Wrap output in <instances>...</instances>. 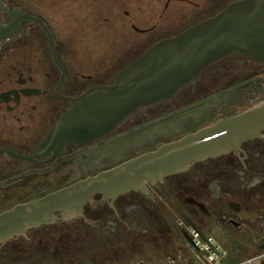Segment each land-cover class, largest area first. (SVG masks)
I'll return each instance as SVG.
<instances>
[{
  "label": "flooded vegetation",
  "instance_id": "obj_1",
  "mask_svg": "<svg viewBox=\"0 0 264 264\" xmlns=\"http://www.w3.org/2000/svg\"><path fill=\"white\" fill-rule=\"evenodd\" d=\"M2 1L44 27L26 20L18 36L0 44V150H5L0 156V213L211 124L185 130L174 139H160L162 124L179 126L200 114V100L209 94L214 97L211 90L224 74L245 67L262 70L238 80L231 92L224 90L229 95L248 83L258 91L264 81L263 63L232 52L209 64L196 81L171 98L125 117L110 133L89 142L66 140L55 133V126L81 94L105 85L155 42L238 0H79L78 10L66 12L67 21L51 16L53 6L39 0ZM70 3L76 5L74 0ZM110 15L119 22L115 28L120 36L115 48L119 69L102 79V58L91 73L90 59L77 52L91 45L90 34L102 41L106 29L102 24ZM155 18L168 25H156ZM0 21L5 23L1 14ZM45 30L58 64L51 57ZM122 141L126 145L115 148ZM125 150L123 159H112ZM229 227L240 229L238 236ZM207 228L231 243L251 244L256 255L264 251L259 248L264 243V130L262 137L244 142L236 152L196 163L144 191H130L112 201L95 194L76 216L57 215L54 223L0 244V264H122L146 244H154L152 252L161 259L185 249L191 255L195 248L187 237L194 241L197 230L203 233Z\"/></svg>",
  "mask_w": 264,
  "mask_h": 264
},
{
  "label": "water",
  "instance_id": "obj_2",
  "mask_svg": "<svg viewBox=\"0 0 264 264\" xmlns=\"http://www.w3.org/2000/svg\"><path fill=\"white\" fill-rule=\"evenodd\" d=\"M0 14L5 21H0V44L18 36L26 20L44 27L18 9L6 7L2 0ZM46 35L51 57L58 64L52 38L47 31ZM232 52L264 64V0L232 2L215 15L155 42L139 58L120 68L105 85L81 94L59 119L55 133L81 143L104 136L138 109L171 98L196 81L209 64ZM238 112L96 176L2 211L0 244L24 236L28 229L54 223L57 215L63 219L76 216L95 194L112 201L130 191H144L147 185L186 171L196 163L236 152L244 142L262 137L264 100ZM197 233L214 249L203 233ZM187 240L200 251L191 238ZM259 248L264 249V243Z\"/></svg>",
  "mask_w": 264,
  "mask_h": 264
},
{
  "label": "rangeland",
  "instance_id": "obj_3",
  "mask_svg": "<svg viewBox=\"0 0 264 264\" xmlns=\"http://www.w3.org/2000/svg\"><path fill=\"white\" fill-rule=\"evenodd\" d=\"M70 1L72 0H39V2H41L42 5H45V4L52 5L53 8L49 9L50 15L63 19V21H67V18H66L67 11L72 10L74 8L78 10L77 4L79 0H74L76 5L74 4L71 5ZM88 1H91V0H87V2ZM87 2L86 4H89ZM61 12H64V13H61ZM154 20H155L156 25H159V26L160 25L162 26L163 24L165 26L166 24L168 25L167 21L166 22H163L161 20L157 21V18H155ZM102 21H103V17H102ZM102 26H106L105 32L102 33V41L100 40V36H94V35L92 36L90 34L91 45L90 46L88 45V48H86L85 50L78 51L77 54L82 59L84 57L90 59L91 73L94 71V69H96L97 67L96 65H98L99 59L102 58V79H104V78L109 77L110 75L113 74V72L119 69V66H117L119 63L117 61L118 51L115 48L119 42L120 36H118L116 32L119 27V22L118 20H116V18H114L113 15H110L108 23L106 24L103 23ZM172 26L173 25H171V27ZM115 28L117 30H115ZM261 72H262L261 68H254L252 71L251 69L245 67V68L235 69V71L230 72V73L228 72V76L224 74L225 75V76L223 75L224 78L220 79L216 83V87H214V89L211 90V92L212 91L214 92V97L212 98V94H209V95L204 96V99L200 100V104L197 106L198 108L202 107L201 111L199 112L200 114L197 115L191 121L182 122L179 126H171L166 123L162 124L161 128L159 127L160 128L159 134H162L160 139H164V140L174 139L177 136H179V134H183L185 130L189 131L188 129H195V127H200L201 125L206 124L208 122L211 123L219 118H222L230 114H234L240 109L245 108L246 106L243 107V105L245 104V99L239 97V95L243 93L244 88L242 89L240 88L238 91L236 90L237 92H232L233 94H230V95L228 93H225V91L233 88L235 86L233 84L238 82V80L242 78H246V76L250 77V76H253L254 74L255 75L259 74ZM247 82L248 81H246V83ZM231 91L232 90H230V92ZM256 92L257 94L253 96L255 97V99L252 101L251 104L250 103L248 104L249 106H252L264 100V81L263 80L261 81L258 91ZM221 95L224 97H222ZM214 103H216L217 105H214ZM124 145H126V142L122 141L118 143L117 145H115L116 146L115 148L122 147ZM126 152L127 151L125 150L118 154H114L112 159L121 160L126 156ZM229 228L234 235L238 236L240 229L239 230L233 229L232 227H229ZM202 230H203L202 232L206 236L211 237L215 243L219 244L222 248H224L227 251L228 257L230 256L232 259H240L244 257L253 258L256 255L255 253H257V252L252 251L253 247L251 244H249V246L247 245L245 246L246 243H243L241 241H238V243H231L230 241L220 238L217 234L213 233L211 228L202 229ZM201 242H203V240H201ZM256 243L257 241L253 242L252 244L256 245ZM145 246L146 247H144L143 250L139 251V254L136 257L131 258V260H128V261L126 260V262L123 261L122 264H133L136 261H143L145 264H170L171 261H174L175 264H186V260H188L190 256H193V257L200 256L198 252L195 250H193L190 255L189 251L185 249V251L181 253H171L170 252V254L165 255V259L163 258L161 259L162 256L160 258H157L155 253L152 252L154 249V244H150V245L146 244ZM162 261H165V262H162ZM251 264H264V258H255L251 261Z\"/></svg>",
  "mask_w": 264,
  "mask_h": 264
},
{
  "label": "built area",
  "instance_id": "obj_4",
  "mask_svg": "<svg viewBox=\"0 0 264 264\" xmlns=\"http://www.w3.org/2000/svg\"><path fill=\"white\" fill-rule=\"evenodd\" d=\"M207 241L213 246V248L220 254H218L214 249H212L206 242H201L199 236L194 234V242L196 247L200 250L195 251L200 255L199 257L190 256L188 260H186V264H251V261L255 258H264V251L255 255L253 258H248L244 260H240L237 262H229L227 251L222 248L219 244L215 243L214 240L206 236ZM170 264H175L174 261H171Z\"/></svg>",
  "mask_w": 264,
  "mask_h": 264
},
{
  "label": "trees",
  "instance_id": "obj_5",
  "mask_svg": "<svg viewBox=\"0 0 264 264\" xmlns=\"http://www.w3.org/2000/svg\"><path fill=\"white\" fill-rule=\"evenodd\" d=\"M248 84L245 85L243 89L244 90L243 93L239 95L240 98L245 99V104L243 105V107L247 106L249 103L251 104L252 101L255 99V97L253 96L257 94L256 90H253V88H250L249 87L250 85L248 86ZM244 259H248V257H244L240 259H232L230 256L228 257L229 262H237V261L244 260Z\"/></svg>",
  "mask_w": 264,
  "mask_h": 264
}]
</instances>
